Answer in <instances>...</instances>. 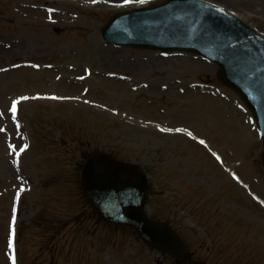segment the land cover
<instances>
[{
    "label": "rangeland",
    "instance_id": "374dc122",
    "mask_svg": "<svg viewBox=\"0 0 264 264\" xmlns=\"http://www.w3.org/2000/svg\"><path fill=\"white\" fill-rule=\"evenodd\" d=\"M163 1L0 0V264L13 255L16 264H174L92 216L79 168L95 150L144 167L151 213L174 225L194 259L216 261L219 240L225 264H264V167L250 111L206 59L101 38L112 16ZM206 1L264 34L261 11Z\"/></svg>",
    "mask_w": 264,
    "mask_h": 264
},
{
    "label": "water",
    "instance_id": "95a60500",
    "mask_svg": "<svg viewBox=\"0 0 264 264\" xmlns=\"http://www.w3.org/2000/svg\"><path fill=\"white\" fill-rule=\"evenodd\" d=\"M135 11L115 17L103 30L106 42L120 46H155L163 50L190 49L210 57L220 66V81L238 91L264 127V41L240 22L213 11L204 19V5L184 2ZM210 9V8H209ZM197 15L198 18H193ZM176 16L182 19H175ZM182 22L206 25L204 35L189 37ZM193 50V49H190ZM264 159V155H263ZM83 189L94 210L107 222L134 228L152 248L178 259L186 256L178 236L167 226L150 221L144 206L147 179L136 165L118 163L105 155L91 156L82 169Z\"/></svg>",
    "mask_w": 264,
    "mask_h": 264
},
{
    "label": "snow or ice",
    "instance_id": "6c2138e0",
    "mask_svg": "<svg viewBox=\"0 0 264 264\" xmlns=\"http://www.w3.org/2000/svg\"><path fill=\"white\" fill-rule=\"evenodd\" d=\"M93 3H96L97 0H92ZM146 3V0H122V4L119 5V6H126V5H130V4H144ZM49 11H52V9H49ZM175 19L177 20H180L182 19V17L180 16H176ZM32 67H38V65H32ZM85 71H87V69H85ZM81 79H83L84 77H80ZM182 91V90H181ZM33 98H36V97H33ZM51 99H61V97H56V96H52L50 97ZM29 99V97H26V96H21L20 97V100H27ZM87 102V101H86ZM19 103V100H12L11 101V112L12 113H16L17 111V108H16V105ZM159 131H168V132H171L173 131V129L171 128H168V129H164V128H159V126H157ZM0 131H4V129H0ZM176 132H183L185 131V129H181V128H176L175 129ZM187 135L192 138V139H195V137L193 136L192 132H188ZM199 144L201 145H204L205 147H207V144L205 143V140L203 139H200L199 140ZM9 147H12V145H9ZM28 146L25 145L23 148L20 149V151H24ZM212 156H214L216 158L217 161H219L221 158L220 156H218L215 152H212ZM233 179H238L235 174H233ZM255 199V197H253ZM13 212H15V209H13ZM15 223H16V217L15 215L13 214L12 218H11V225H10V231L8 233V236H7V241H6V246L8 249H13L14 247V238H15ZM10 260H11V264H16V258L15 256H11L9 257Z\"/></svg>",
    "mask_w": 264,
    "mask_h": 264
},
{
    "label": "bare ground",
    "instance_id": "6f19581e",
    "mask_svg": "<svg viewBox=\"0 0 264 264\" xmlns=\"http://www.w3.org/2000/svg\"><path fill=\"white\" fill-rule=\"evenodd\" d=\"M223 2H225V0H223ZM254 3H255V5H254ZM229 4H230V6H233V8H234L233 10H236L240 15L252 16V14H255V12H257V11H261L262 14L264 15V0H237V1H232ZM230 12L233 15L238 17L237 14L233 13L232 11H230ZM262 35H264V34L262 33ZM17 73H19V72H17ZM15 78L16 79L14 81L21 79V77L17 76V75Z\"/></svg>",
    "mask_w": 264,
    "mask_h": 264
}]
</instances>
